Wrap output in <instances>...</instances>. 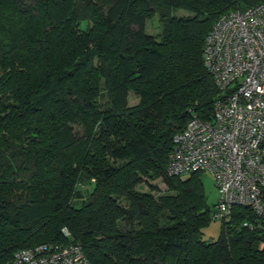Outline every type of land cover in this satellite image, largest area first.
<instances>
[{"label":"trees","instance_id":"1","mask_svg":"<svg viewBox=\"0 0 264 264\" xmlns=\"http://www.w3.org/2000/svg\"><path fill=\"white\" fill-rule=\"evenodd\" d=\"M256 6L0 0V264L71 241L89 264H264V216L234 208L205 243L201 174H166L174 136L220 96L203 65L212 25Z\"/></svg>","mask_w":264,"mask_h":264},{"label":"built area","instance_id":"2","mask_svg":"<svg viewBox=\"0 0 264 264\" xmlns=\"http://www.w3.org/2000/svg\"><path fill=\"white\" fill-rule=\"evenodd\" d=\"M203 65L220 96L209 122L191 112L174 136L166 174H209L218 202L211 221L227 223L234 208L264 216V6L221 16L203 48ZM243 228L251 229L247 223ZM69 238L67 233L64 234ZM9 264H89L80 246L42 245L18 251Z\"/></svg>","mask_w":264,"mask_h":264},{"label":"rangeland","instance_id":"3","mask_svg":"<svg viewBox=\"0 0 264 264\" xmlns=\"http://www.w3.org/2000/svg\"><path fill=\"white\" fill-rule=\"evenodd\" d=\"M174 16L182 17V16H187V14L182 11H178ZM146 33L150 36H155L159 33V26L157 20H154L146 24ZM137 104H138L137 98L133 94H130L128 97V107L132 108L135 107ZM77 132L80 133V131ZM200 177L203 186L204 196L206 199V204L207 207L211 210V215H212L215 210V206L217 205L218 202V194L214 186V181L213 178L207 173L201 174ZM150 186L155 187V189L161 195L166 193V188L163 186L161 182L150 184ZM138 191L142 193H147L149 192V186L142 185L138 188ZM152 194L154 196H157V194L154 192ZM220 229H221V222L219 220L211 222L209 226L202 231V241L205 243H211L217 241V239L220 236Z\"/></svg>","mask_w":264,"mask_h":264}]
</instances>
